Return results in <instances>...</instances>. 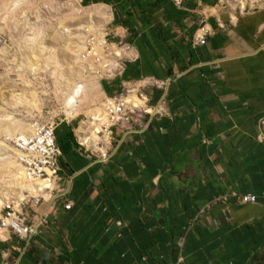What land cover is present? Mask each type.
Here are the masks:
<instances>
[{"label": "crops", "instance_id": "1", "mask_svg": "<svg viewBox=\"0 0 264 264\" xmlns=\"http://www.w3.org/2000/svg\"><path fill=\"white\" fill-rule=\"evenodd\" d=\"M79 1L133 48L120 85L170 80L166 115L104 164L75 141L89 125L57 124L73 133L64 195L28 244L1 231L0 264H264V0H123L128 29L113 23L120 0Z\"/></svg>", "mask_w": 264, "mask_h": 264}, {"label": "rangeland", "instance_id": "2", "mask_svg": "<svg viewBox=\"0 0 264 264\" xmlns=\"http://www.w3.org/2000/svg\"><path fill=\"white\" fill-rule=\"evenodd\" d=\"M239 1L244 8L245 1ZM105 12L100 6L83 8L79 0H0V212L11 198L32 196L28 190L33 186L25 189L17 182V153L5 142L22 135L17 126L26 130L34 119L70 121L64 107L72 96L82 110L71 123L75 130L78 123L86 126L100 116L105 85L112 94L118 91L119 80L99 82L80 61L86 35L100 32L111 21Z\"/></svg>", "mask_w": 264, "mask_h": 264}, {"label": "built area", "instance_id": "3", "mask_svg": "<svg viewBox=\"0 0 264 264\" xmlns=\"http://www.w3.org/2000/svg\"><path fill=\"white\" fill-rule=\"evenodd\" d=\"M113 35L107 25L98 33L91 31L86 35L80 52V61L99 82L121 78L125 65L135 59L133 48L121 40L116 42ZM116 37L121 39L117 34ZM204 42V36L194 39V45H203ZM169 84V79L153 78L122 82L116 93L106 95L104 121H95L89 127L97 138L95 150L90 146L92 142L90 147L84 143L87 137L85 130L80 131L79 136L75 133V141L81 152L100 164L106 163L115 153L117 143L129 135L144 131L148 126L147 120L166 115V90ZM70 122L73 123L74 119ZM29 126L32 131L30 135L10 136L5 142L17 152V162L25 170L28 179L33 183L44 184V193L49 194L50 200L45 201L42 196L34 197L26 193L21 200L11 198L5 202L0 212V229L27 244L46 225L47 217L53 211V202L64 195L62 190L58 191L62 180L58 165L61 153L55 137L57 124L52 120L34 119ZM78 129L79 123L75 132ZM239 200L245 205H256L259 197L247 194L239 196ZM62 207L65 211L71 208L69 203H64ZM180 263L181 258H178L176 264Z\"/></svg>", "mask_w": 264, "mask_h": 264}, {"label": "bare ground", "instance_id": "4", "mask_svg": "<svg viewBox=\"0 0 264 264\" xmlns=\"http://www.w3.org/2000/svg\"><path fill=\"white\" fill-rule=\"evenodd\" d=\"M243 6H245V4H243ZM86 38V37H85ZM81 51V49H80ZM119 56V54H118ZM84 66H85V69L87 70V73L91 75V73L89 72V69L88 67L82 63ZM92 76V75H91ZM93 77V76H92ZM94 78V77H93ZM97 80V79H96ZM75 86V84H74ZM75 91H77V89H74L73 92L75 93ZM106 99V98H105ZM104 99V100H105ZM78 100H73V97L72 96H69L66 98V107H64V110L66 112V116L72 120L74 119L76 116H78V114L80 113V109H78ZM100 116L89 122V127L91 125L94 124L95 121H99L100 123L104 121V101L102 103V105L100 106ZM99 124V123H98ZM18 128H20V132L22 135H29L31 134V128L30 126L28 127V129L24 128V126H17ZM23 127V128H22ZM91 132V131H90ZM97 140V138L95 137V139L93 140V137H92V134L89 133L87 135V137L84 138V143L87 144L88 147L92 146L93 147V151L95 150L96 147L95 146V141ZM91 142L93 143L92 145L89 146V144H91ZM17 153V152H16ZM15 164H16V168L13 170V174H17V179L18 181L17 182H20L21 185L26 189L28 186H33L31 189H27L29 191V193L34 196V197H37V196H41L40 194H43L44 193V184L43 183H33L31 180L28 179L26 173H25V170L23 169V167L21 165H18L19 163L16 162V161H13ZM21 166V167H20ZM44 194H48V193H44ZM24 196L21 195V199H23ZM50 200V199H49Z\"/></svg>", "mask_w": 264, "mask_h": 264}, {"label": "trees", "instance_id": "5", "mask_svg": "<svg viewBox=\"0 0 264 264\" xmlns=\"http://www.w3.org/2000/svg\"><path fill=\"white\" fill-rule=\"evenodd\" d=\"M125 2L123 0L117 1V7L119 8H115V14H114V25L116 26H122L125 28H129L126 25V19H128V17L126 15H122V12L124 11V4ZM115 4V5H116ZM128 42H130V40H128ZM128 74L125 75V78H127ZM104 92L109 96L111 95V91L109 89L108 85H105V87L103 88ZM56 143L61 151L62 154H66L68 149L71 148V146L73 145V137H72V133L70 131V129H68L64 135L61 138L56 137Z\"/></svg>", "mask_w": 264, "mask_h": 264}]
</instances>
